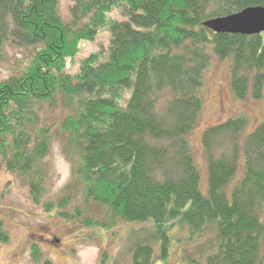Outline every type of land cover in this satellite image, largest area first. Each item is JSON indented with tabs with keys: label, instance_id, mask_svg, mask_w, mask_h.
<instances>
[{
	"label": "trees",
	"instance_id": "obj_1",
	"mask_svg": "<svg viewBox=\"0 0 264 264\" xmlns=\"http://www.w3.org/2000/svg\"><path fill=\"white\" fill-rule=\"evenodd\" d=\"M71 2L63 16L59 0H0V50L28 51L16 73L0 78V169L38 203L57 138L79 163L44 208L81 228L142 224L123 243L131 264L165 261L175 227L195 248L182 245L186 263L264 264V121L243 139L244 115L203 131L205 183L190 143L214 58L229 62L235 98L264 95V31L205 25L264 0ZM102 32L107 44L78 58ZM57 106L63 114L53 127L44 115ZM31 249L36 264H53Z\"/></svg>",
	"mask_w": 264,
	"mask_h": 264
},
{
	"label": "rangeland",
	"instance_id": "obj_2",
	"mask_svg": "<svg viewBox=\"0 0 264 264\" xmlns=\"http://www.w3.org/2000/svg\"><path fill=\"white\" fill-rule=\"evenodd\" d=\"M71 4V0H59L63 16H66ZM101 43L107 44L105 32L98 36L95 43L85 44L78 58L96 51ZM27 52L26 48L4 45L0 50V78L16 73ZM75 69L72 68V71ZM203 99L204 105L190 134V143L192 155L201 171L202 182L205 183L206 156L201 142L203 131L229 117L244 115L247 125L242 133L243 139L246 133L264 121V95L258 99L251 96L243 100L235 98L230 87L229 62L214 58L205 71ZM62 114L57 106L47 110L44 116L46 122L55 127ZM45 158L44 194L38 203L32 199L23 180L0 169V232L8 236L6 241L0 240V264H36L32 258L33 245L38 247L41 260L48 259L53 264H131L123 243L130 228L139 229L142 224L120 222L114 228L102 232L96 228H81L78 223L74 225L65 222L56 213L48 212L44 203L55 200L62 191L51 192V176ZM185 231L175 227L171 235L176 236L178 242L175 240L172 244L169 257L165 261L155 258L151 264H189L181 258V247L187 245L179 241V237L185 235ZM187 248L188 252H194L193 243ZM200 262L198 264H205L203 260Z\"/></svg>",
	"mask_w": 264,
	"mask_h": 264
},
{
	"label": "water",
	"instance_id": "obj_3",
	"mask_svg": "<svg viewBox=\"0 0 264 264\" xmlns=\"http://www.w3.org/2000/svg\"><path fill=\"white\" fill-rule=\"evenodd\" d=\"M215 32L254 34L264 31V7L249 6L241 11L205 22Z\"/></svg>",
	"mask_w": 264,
	"mask_h": 264
},
{
	"label": "clouds",
	"instance_id": "obj_4",
	"mask_svg": "<svg viewBox=\"0 0 264 264\" xmlns=\"http://www.w3.org/2000/svg\"><path fill=\"white\" fill-rule=\"evenodd\" d=\"M45 162L49 166L51 176L50 190L53 193H59L73 180L79 159L75 155L69 156L62 142L53 139L50 141Z\"/></svg>",
	"mask_w": 264,
	"mask_h": 264
}]
</instances>
